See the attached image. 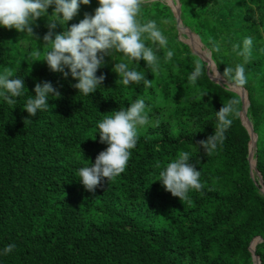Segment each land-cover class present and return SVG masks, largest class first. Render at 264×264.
I'll return each instance as SVG.
<instances>
[{"label":"trees","instance_id":"trees-1","mask_svg":"<svg viewBox=\"0 0 264 264\" xmlns=\"http://www.w3.org/2000/svg\"><path fill=\"white\" fill-rule=\"evenodd\" d=\"M180 3L183 24L200 36L222 75L227 66L244 64L248 113L258 133L254 157L264 179V0ZM98 6V0L81 3L67 26L86 13L94 15ZM53 10L54 5L49 16ZM140 18L155 20L167 37V49L150 45L160 57V70L153 74L144 60L137 64L113 53L96 73L105 76L103 84L89 96L73 87L78 80L69 69L65 78L42 61L47 17L32 25L33 36L0 25V73L10 68L13 78L25 82V96L16 98V105L0 97V264H255L250 245L264 238V192L257 172L252 175L241 96L212 79L207 62L180 39L167 0H148ZM64 30L58 24L55 32ZM190 37L200 41L193 33ZM245 37L253 39L247 63L232 49L233 44L242 48ZM37 49L41 61L29 59ZM166 50L174 51L167 63ZM196 61L204 66L203 75L192 84L188 77ZM117 62L144 72L152 86L117 84L119 76L112 71ZM44 81L60 97L49 96V109L29 116L23 105ZM139 98L145 100L149 123L139 128L125 172L102 181L94 193L86 191L78 169L94 164L108 147L100 142L98 123ZM231 98L239 100L238 114L230 117L223 144L207 156L199 141L214 135L216 112ZM181 151L191 153L205 185L190 191L184 204L158 181L159 172ZM12 243L16 248L3 255ZM256 253L264 264V241Z\"/></svg>","mask_w":264,"mask_h":264},{"label":"clouds","instance_id":"clouds-1","mask_svg":"<svg viewBox=\"0 0 264 264\" xmlns=\"http://www.w3.org/2000/svg\"><path fill=\"white\" fill-rule=\"evenodd\" d=\"M81 3L89 5L91 0H0V25L33 36L32 25L39 18L47 17L46 27L49 31L43 37V48L47 52L42 61H46L51 71L63 73L65 78L69 75L65 68L69 69L73 79L78 80L73 87L85 96L94 93L103 84L105 76L97 77L96 73L104 65V57H112L113 53H120L137 64L144 60L153 74L160 70V57L150 45H156L157 50L167 49L168 40L155 20H141V9L148 0H98L99 6L94 15L86 13L84 19L69 28L68 22L78 13ZM53 5V13L49 16L48 9ZM58 24L64 26L62 33L55 32ZM252 47L251 37L243 39L242 48L240 44L232 45L233 51L243 57L244 63L250 60ZM214 50L220 52V45L214 44ZM261 51L264 52V48ZM39 56L40 50L37 49L28 58L41 61ZM173 56V50H166L164 62L171 61ZM203 67L200 61L195 62V68L188 77L190 83L195 84L203 75ZM112 71L119 76L117 84H143L145 88L152 86V81L146 78L144 72L129 68L126 62L115 63ZM212 75L217 80L221 78L218 68L212 69ZM222 78L230 88H242L248 83L244 64H236L235 68L227 66ZM24 89V79L13 78L10 68L0 73V97L7 105H16V98L25 96ZM34 91L35 95L28 96L22 108L32 117L38 111L49 109V96L60 97V92L48 81L37 83ZM238 104V99L231 98L216 112L214 135L199 141L207 156H211L226 139L225 132L232 124L230 117L238 114ZM146 107L145 100L139 98L131 102L130 107L110 112L98 123L100 142L108 147L99 153L94 164L78 169L79 180L86 191L94 193L102 181L107 179L111 182L125 172L131 150L140 138L139 128L149 123ZM191 160L190 152L181 151L159 172L158 181L183 204L189 200L190 191L198 192L205 186L200 180L201 171ZM155 167L160 168V164L157 163ZM15 248L14 243L8 244L2 254L8 255Z\"/></svg>","mask_w":264,"mask_h":264},{"label":"water","instance_id":"water-1","mask_svg":"<svg viewBox=\"0 0 264 264\" xmlns=\"http://www.w3.org/2000/svg\"><path fill=\"white\" fill-rule=\"evenodd\" d=\"M168 4L172 7L173 12L177 18V26H178V30H179V37L180 39H182L184 42H186L187 44L190 45L191 49L196 52L204 61L207 62V71L208 74L210 75V77L212 79H214L216 82L222 83V84H226L227 85V81L225 79H223V75L221 74V78L217 80V78H214L212 75V69L217 68L214 60L212 59V55L211 53L207 50H203L201 47L200 49H198L197 47H195L192 44V38L190 37V34L193 33V35L197 36V38L200 40V42L202 44H204L200 38V36L195 33L194 31H192L189 27H187L186 25L183 24L182 22V18H181V3L180 0H167ZM189 37L191 38V40L189 39ZM230 88V87H229ZM245 91H246V99L244 96V93L242 94V92L240 91V88H231L232 90L236 91L237 93H239V95L241 96V102H242V109L240 111V115L243 121V124L247 127V129L250 132L251 135V142H250V152H249V160L251 163V168H252V175L254 174V171L257 172V174L259 175V184L261 185V189L264 192V179H263V175L260 172V170L257 167V158L254 157V150L257 149V141H258V133L254 130V126L252 123V120L249 116L248 113V106L250 104L249 102V98H248V94H247V90L245 89V87H242ZM248 101V103L246 102ZM253 146V147H252ZM252 157L255 160V163H253L252 161ZM264 241V238L262 236H258L255 239L252 240L251 245H250V250L253 254V258H254V262L255 264H262L261 263V258L260 255H258L256 253V245L261 242ZM253 244H255L253 246Z\"/></svg>","mask_w":264,"mask_h":264},{"label":"bare ground","instance_id":"bare-ground-1","mask_svg":"<svg viewBox=\"0 0 264 264\" xmlns=\"http://www.w3.org/2000/svg\"><path fill=\"white\" fill-rule=\"evenodd\" d=\"M192 41V43L193 44H197L199 47H201L200 46V44H202L200 41H196V40H191ZM241 91V90H240ZM243 94V93H242ZM245 96V95H244ZM245 99H246V97H245ZM247 103H248V101H246ZM253 163H255V160H253ZM255 244H253V246H254Z\"/></svg>","mask_w":264,"mask_h":264},{"label":"rangeland","instance_id":"rangeland-1","mask_svg":"<svg viewBox=\"0 0 264 264\" xmlns=\"http://www.w3.org/2000/svg\"><path fill=\"white\" fill-rule=\"evenodd\" d=\"M194 38V37H193ZM192 38V39H193ZM189 39L191 40V38L189 37ZM200 46H201V48L203 49V50H207V52L209 51L205 46H204V44H200Z\"/></svg>","mask_w":264,"mask_h":264}]
</instances>
